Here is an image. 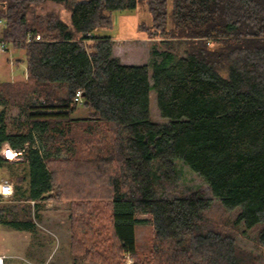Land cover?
Returning a JSON list of instances; mask_svg holds the SVG:
<instances>
[{
    "label": "trees",
    "instance_id": "16d2710c",
    "mask_svg": "<svg viewBox=\"0 0 264 264\" xmlns=\"http://www.w3.org/2000/svg\"><path fill=\"white\" fill-rule=\"evenodd\" d=\"M139 4L151 19L139 30L163 49L123 65L105 32ZM0 17V39L26 67L24 81H0V107L25 120L12 126L0 111V148L23 159L0 158V181L28 204L0 206V222L29 230L31 203L68 202L72 264H119L123 253L134 264H264L222 220L236 212L264 249V0H0ZM27 34L41 41L24 44ZM150 88L166 124L151 120ZM78 106L86 118H72ZM176 160L206 192L181 183ZM140 215L153 228L146 260Z\"/></svg>",
    "mask_w": 264,
    "mask_h": 264
},
{
    "label": "rangeland",
    "instance_id": "374dc122",
    "mask_svg": "<svg viewBox=\"0 0 264 264\" xmlns=\"http://www.w3.org/2000/svg\"><path fill=\"white\" fill-rule=\"evenodd\" d=\"M72 1L77 3L84 0ZM50 10L58 11L59 7L54 4H47L44 11ZM150 20L146 6L141 4L137 6L135 11L117 14L114 18L113 28L109 32H105V34L115 39L112 44L113 56L116 57L118 55L124 61H128L131 57L132 61L143 63L146 61L145 57L148 49L150 57L149 61L146 62V65H148L151 61V50L156 49V51L161 52L163 49L159 45L160 42L148 39V41H140L141 36H144V30H139L138 25L145 24L144 26L148 27L150 26L148 25ZM1 29L2 26L0 25V34ZM25 70L24 52L22 50L13 52L10 49L8 53L0 55V81H24ZM149 82L151 85V77ZM3 109L1 106L0 111ZM149 109L151 120L154 123L166 124L169 122L168 119L158 115L156 95L152 88H150L149 92ZM77 110L76 117L85 116L86 110L82 106H78ZM4 111L9 124L12 126L17 125L18 122L25 121L19 109L9 107L5 108ZM77 130L82 131V128ZM36 140L38 141V137ZM22 160L21 155L11 162L19 163ZM175 164L181 172V183L184 186L201 193L207 191L206 184L201 176L190 170L180 160H176ZM8 173L9 171L3 167L0 171V177L9 178ZM11 205H17L21 208L22 206L26 207L28 204L10 201L9 199L0 200V206L8 207ZM30 205L31 212L28 218L32 221L33 226L29 230L14 229L10 225L0 222V247L3 248V254L9 258L12 264H72L68 246L70 238L69 203L45 200L39 202L35 208H33V203ZM235 214L236 212H230L222 220L237 232L238 245L254 254L264 256V249L259 248L254 242L253 233L244 231L240 224L234 222ZM210 217L218 219V215L214 213H210ZM138 219L142 222L135 227L136 250L139 259L146 260L150 258L149 245L153 228L149 224L146 215H140ZM122 260L123 254L119 264H121Z\"/></svg>",
    "mask_w": 264,
    "mask_h": 264
},
{
    "label": "built area",
    "instance_id": "2783aa9c",
    "mask_svg": "<svg viewBox=\"0 0 264 264\" xmlns=\"http://www.w3.org/2000/svg\"><path fill=\"white\" fill-rule=\"evenodd\" d=\"M0 25H3V19L1 17H0ZM39 41H41L40 36L36 35L33 38L31 34H27L22 42L24 44H29L32 42H39ZM10 49H12V43L10 41L0 39V55L8 53ZM10 63L13 64L12 61H10ZM73 103L75 104L82 103L80 91L76 92ZM20 156H21V152L13 151L6 144H4L0 148V158L5 161L11 162L14 161L16 158H19ZM13 194H14L13 185L9 182L0 181V200L10 199L13 196ZM134 262H135L134 258L130 254L123 253V260L121 264H134ZM0 264H12V263L10 262L9 258L6 255L0 254Z\"/></svg>",
    "mask_w": 264,
    "mask_h": 264
},
{
    "label": "crops",
    "instance_id": "0c3cea01",
    "mask_svg": "<svg viewBox=\"0 0 264 264\" xmlns=\"http://www.w3.org/2000/svg\"><path fill=\"white\" fill-rule=\"evenodd\" d=\"M140 41L141 42H144V41H148L147 39L144 38V36L140 38ZM13 52L15 51L14 49H12ZM113 52V51H112ZM113 54V53H112ZM147 56L145 57L146 61L143 62V63H136V61H132L133 59L130 57V59H128V61H124L123 59H121L118 55H116V57H118L120 59V62L123 64V65H128V66H141V65H146V62L149 61L150 57H149V50L147 49ZM140 64V65H139ZM11 81H14V80H11ZM17 81V80H16ZM78 110H76V112L72 115V118L74 119H84L87 117V112L85 113V116H80V117H76L75 114H77ZM2 252V254L4 253L3 252V248H1L0 250Z\"/></svg>",
    "mask_w": 264,
    "mask_h": 264
}]
</instances>
